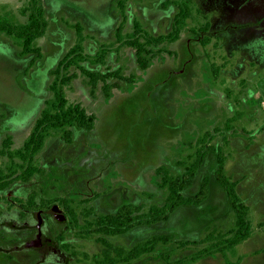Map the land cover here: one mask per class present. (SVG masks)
I'll use <instances>...</instances> for the list:
<instances>
[{"label":"rangeland","instance_id":"obj_1","mask_svg":"<svg viewBox=\"0 0 264 264\" xmlns=\"http://www.w3.org/2000/svg\"><path fill=\"white\" fill-rule=\"evenodd\" d=\"M27 197L31 264H264V0H0V209Z\"/></svg>","mask_w":264,"mask_h":264},{"label":"flooded vegetation","instance_id":"obj_2","mask_svg":"<svg viewBox=\"0 0 264 264\" xmlns=\"http://www.w3.org/2000/svg\"><path fill=\"white\" fill-rule=\"evenodd\" d=\"M28 202L17 212L12 204L9 211L0 209V264H31L45 259L46 241L56 247L47 235L46 210L30 212Z\"/></svg>","mask_w":264,"mask_h":264},{"label":"trees","instance_id":"obj_3","mask_svg":"<svg viewBox=\"0 0 264 264\" xmlns=\"http://www.w3.org/2000/svg\"><path fill=\"white\" fill-rule=\"evenodd\" d=\"M137 57H138V63L141 67L145 68L146 67V63L143 61L142 56H141V49L137 50ZM58 100L60 101V107L63 108L64 107V101H63V97L60 95L58 96ZM94 122V118L91 115H87L82 109H79L77 106L73 107V108H69L66 112L63 113H59L56 115L53 114H46L44 115L43 119H41L38 122V127L42 126L44 123L46 125H51L54 127H62L65 124H69V125H74L77 124L79 127H86L89 126L90 124H92ZM34 137V136H33ZM32 137V141L36 142V137L33 138ZM181 201V203H194L196 204V202L193 201H186L185 199L180 198L177 203H179ZM237 212L239 213V219H238V223L239 225H241L242 227L245 226V218H244V213L241 212V210L236 209ZM243 236L240 237H235V239L232 241L233 245H237L241 240H242Z\"/></svg>","mask_w":264,"mask_h":264},{"label":"water","instance_id":"obj_4","mask_svg":"<svg viewBox=\"0 0 264 264\" xmlns=\"http://www.w3.org/2000/svg\"><path fill=\"white\" fill-rule=\"evenodd\" d=\"M58 212H60L58 207H54L53 209L50 210V214H52V215H56ZM57 218H58L59 221H63L64 220V218L60 217V216H58Z\"/></svg>","mask_w":264,"mask_h":264}]
</instances>
